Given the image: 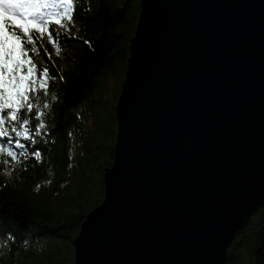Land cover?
<instances>
[{
  "label": "water",
  "instance_id": "1",
  "mask_svg": "<svg viewBox=\"0 0 264 264\" xmlns=\"http://www.w3.org/2000/svg\"><path fill=\"white\" fill-rule=\"evenodd\" d=\"M115 117L74 264H224L264 208V0H140Z\"/></svg>",
  "mask_w": 264,
  "mask_h": 264
},
{
  "label": "trees",
  "instance_id": "2",
  "mask_svg": "<svg viewBox=\"0 0 264 264\" xmlns=\"http://www.w3.org/2000/svg\"><path fill=\"white\" fill-rule=\"evenodd\" d=\"M139 8L140 0H74L64 28L50 26L51 42L33 33L38 52L29 55L38 78L48 69L47 91L30 92L33 110L0 125L8 133L0 144L16 153L0 152V264H74L72 241L102 201L113 161L115 104ZM24 119L28 132L16 136ZM224 264H264V208L235 234Z\"/></svg>",
  "mask_w": 264,
  "mask_h": 264
},
{
  "label": "snow or ice",
  "instance_id": "3",
  "mask_svg": "<svg viewBox=\"0 0 264 264\" xmlns=\"http://www.w3.org/2000/svg\"><path fill=\"white\" fill-rule=\"evenodd\" d=\"M74 0H0V125L6 118L17 121L20 109L32 111L33 103L30 92L47 91L48 69L36 75L37 65L29 52L37 53L33 33L48 34L49 42L53 39L50 26L64 27L65 18L72 19ZM63 77H61L62 79ZM47 107V105H45ZM4 110H8L6 116ZM29 124L24 119L20 125L23 132L13 127L16 136L25 135ZM42 125H37V131ZM8 133L0 130V137ZM27 138V137H26ZM12 141L9 140L8 143ZM18 148L24 147L19 140L15 141ZM0 152L15 158L16 153L0 144ZM39 156L40 153H34Z\"/></svg>",
  "mask_w": 264,
  "mask_h": 264
},
{
  "label": "rangeland",
  "instance_id": "4",
  "mask_svg": "<svg viewBox=\"0 0 264 264\" xmlns=\"http://www.w3.org/2000/svg\"><path fill=\"white\" fill-rule=\"evenodd\" d=\"M55 27L57 28L58 31L62 30V28H60L59 26H55ZM63 28H64V27H63ZM113 92H114V89H113V87H112V88H111V91H110V95H109L108 98H111V97H112V94H114Z\"/></svg>",
  "mask_w": 264,
  "mask_h": 264
},
{
  "label": "bare ground",
  "instance_id": "5",
  "mask_svg": "<svg viewBox=\"0 0 264 264\" xmlns=\"http://www.w3.org/2000/svg\"><path fill=\"white\" fill-rule=\"evenodd\" d=\"M125 76V75H124Z\"/></svg>",
  "mask_w": 264,
  "mask_h": 264
}]
</instances>
